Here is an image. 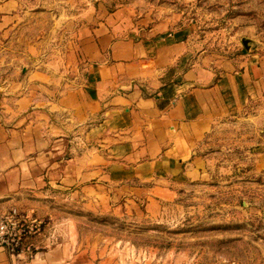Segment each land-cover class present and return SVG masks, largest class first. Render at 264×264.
<instances>
[{
  "label": "rangeland",
  "instance_id": "rangeland-1",
  "mask_svg": "<svg viewBox=\"0 0 264 264\" xmlns=\"http://www.w3.org/2000/svg\"><path fill=\"white\" fill-rule=\"evenodd\" d=\"M97 29L135 40L174 32L188 66H214L264 56V0H0V215L38 226L23 254L52 264H264V96L202 140L203 178L148 183L118 144L56 124L63 116L50 110ZM68 162V177H52Z\"/></svg>",
  "mask_w": 264,
  "mask_h": 264
},
{
  "label": "crops",
  "instance_id": "crops-1",
  "mask_svg": "<svg viewBox=\"0 0 264 264\" xmlns=\"http://www.w3.org/2000/svg\"><path fill=\"white\" fill-rule=\"evenodd\" d=\"M109 32L95 31L97 38L83 47L81 71L53 90L50 110L63 116L54 122L118 144L134 176L148 183L180 173L203 178L206 158L200 144L219 120L264 96V56L188 66L186 43L177 33L135 40ZM72 167L71 162L56 164L52 177H68ZM0 264L52 263L0 248Z\"/></svg>",
  "mask_w": 264,
  "mask_h": 264
},
{
  "label": "built area",
  "instance_id": "built-area-1",
  "mask_svg": "<svg viewBox=\"0 0 264 264\" xmlns=\"http://www.w3.org/2000/svg\"><path fill=\"white\" fill-rule=\"evenodd\" d=\"M20 222L21 220L14 214L0 215V248L11 255L24 253L22 248L23 237L26 236V233H32L38 227L35 225V229L29 227V230H27Z\"/></svg>",
  "mask_w": 264,
  "mask_h": 264
},
{
  "label": "water",
  "instance_id": "water-1",
  "mask_svg": "<svg viewBox=\"0 0 264 264\" xmlns=\"http://www.w3.org/2000/svg\"><path fill=\"white\" fill-rule=\"evenodd\" d=\"M249 41H250L249 38H243V43L247 49L249 48Z\"/></svg>",
  "mask_w": 264,
  "mask_h": 264
}]
</instances>
